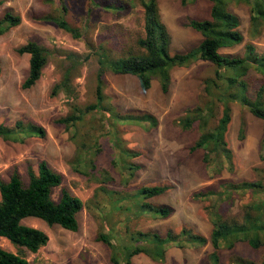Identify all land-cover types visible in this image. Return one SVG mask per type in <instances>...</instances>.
Returning a JSON list of instances; mask_svg holds the SVG:
<instances>
[{
	"label": "rangeland",
	"instance_id": "1",
	"mask_svg": "<svg viewBox=\"0 0 264 264\" xmlns=\"http://www.w3.org/2000/svg\"><path fill=\"white\" fill-rule=\"evenodd\" d=\"M111 1L118 2L3 0L0 6V17L11 11L21 18L17 26L0 34V123L12 126L20 120L45 129L43 137L29 136L21 142L0 138V180L8 181L17 171L27 183L28 168L36 171L38 162L45 160L62 174V183L53 189V199L59 200L63 188L83 203V208L77 213L78 229L75 231L58 224H47L35 217L22 220V223L36 227L48 236L47 243L37 252H25L29 264H112L109 246L96 238L99 232L116 241L126 238V245L132 243L131 232L135 230L157 231L165 235L170 230L176 233L187 227L207 236L212 227L209 219L212 200L195 199L192 196L195 192L221 190L225 181L261 179L264 182V172L258 175L255 171V168H264L259 149L264 122L239 102L231 105V120L226 132L234 154L233 172L224 170L211 176L202 160V149H192L199 134L196 126L183 130L176 122L186 108L200 102L202 79L213 73L212 63L205 60L173 68L166 93L155 78L151 86L143 90L134 75L105 73V105H112L119 112H149L158 119L155 127L121 121L114 124L108 113L100 110L84 115L69 131L57 121L71 111L72 104L83 107L95 101L98 60L89 44L93 49L104 46L112 57L140 50L137 40L144 35L143 8L128 2L126 10H113L106 6ZM63 4L64 11L61 8ZM229 7L240 18L243 41L221 48L220 52L242 56L247 43H253L258 53L264 52V24L260 33L253 36L249 7L244 3H231ZM159 8L171 35L172 51H186L198 44L201 35L188 26V20L208 18L209 0H188L186 3L159 0ZM48 14L63 17L78 29L80 37L75 38L56 23L43 19ZM28 40H34L47 49V63L37 82L23 89L21 83L28 72L29 54L18 53L17 48ZM86 54H90L87 59ZM70 55L76 59L71 78L75 99L61 91L52 93L53 86L62 79L71 64ZM244 78L249 97L253 98L260 86L264 89V74L256 69L250 68ZM241 120L245 122L242 139L238 137ZM117 141L121 147H116ZM127 149L136 150L139 155L130 158L126 154ZM79 152L84 160L94 159L92 174L73 169L72 162L78 158ZM129 165H139L132 177L129 176ZM164 184L169 188L161 195L148 198L147 202L170 206L172 211L167 217L140 212L134 200L123 199L140 186ZM232 198L233 201L223 209L224 218L241 220V207L248 202L249 193H234ZM0 245L17 251L5 238L0 237ZM211 250L209 243L198 246L170 244L164 260H154L142 252L133 256L132 262L207 264ZM220 257L221 264H234L232 261L237 258L260 264L264 258V244L254 249L239 241L231 250L221 249Z\"/></svg>",
	"mask_w": 264,
	"mask_h": 264
},
{
	"label": "trees",
	"instance_id": "2",
	"mask_svg": "<svg viewBox=\"0 0 264 264\" xmlns=\"http://www.w3.org/2000/svg\"><path fill=\"white\" fill-rule=\"evenodd\" d=\"M51 2V0H49ZM188 0H181L186 3ZM211 8L208 18L188 20V26L199 32L201 39L197 45L186 51H172L171 35L160 14L159 0H118L107 4L113 10H126L128 2L141 5L143 8L144 35L137 40L139 51L131 50L127 54L112 57L102 45L93 49L96 53L98 69L96 73L95 101L83 107L72 104L71 111L58 118L67 131L84 115L96 110L108 113V118L115 124L117 121L127 124H144L155 127L158 124L156 116L149 112L126 111L119 112L112 105H105L104 93L105 73L130 74L138 79L141 89L146 90L155 78L163 92H167L171 82V70L175 67H187L192 63L205 60L213 65V73L202 79V94L200 102L186 108L176 120L183 130L196 126L198 137L192 149H202V160L211 176L222 171L233 172V150L228 144L226 132L231 120V105L239 102L253 115L264 122V89L260 86L253 98L247 95L248 85L245 75L250 68L264 74V52L258 53L253 43L244 46L242 56L221 53L220 49L240 44L243 34L239 29L240 18L230 9L231 3H244L249 7L250 29L253 36L258 35L264 24V0H209ZM98 2H95V4ZM3 0H0V6ZM102 5V3L100 4ZM65 5L61 6L64 11ZM43 19L56 23L61 29L80 37L76 27H73L63 17L45 15ZM21 18L11 11H6L0 17V34L17 26ZM18 53L29 54L28 72L21 83L23 89L33 86L40 78L42 69L47 63V49L34 40H28L17 48ZM90 54H86L87 59ZM71 64L65 70L62 79L53 86L52 93L63 92L71 99L76 98L75 89L71 85L72 71L76 68V59L71 57ZM1 70V66H0ZM219 116V117H218ZM245 132V122L241 120L238 137L242 139ZM45 135L41 125L17 120L14 125L0 123V138L21 142L25 137ZM116 147H121L119 141ZM84 148V146H83ZM260 159L264 161V133L259 143ZM98 151V150H97ZM121 151V150H120ZM130 158L137 157L139 152L127 149ZM82 157V159H81ZM81 166V167H80ZM75 171L86 175L92 174L95 164L93 158L84 157L79 152L78 158L72 162ZM139 165H129V176ZM262 175L264 168H255ZM62 183V174L53 169L45 160L37 164V170L28 168V182H24L17 171H14L8 181L0 180V237L7 239L17 251L13 252L0 245V264H29L25 252H37L48 240L47 234L33 226L22 223L27 217H35L47 224H58L68 230L78 229L77 213L83 208L82 201L67 189H61L58 201L52 197L53 189ZM168 185H144L136 188L124 200H134L140 212H148L157 217H167L172 208L167 205H157L147 202L148 198L163 194ZM105 190V188H101ZM249 193V200L242 205V219L230 220L224 218L223 209L228 202L233 201L234 193ZM195 199L212 200L209 219L212 227L206 236L187 227L178 232L171 230L165 235L157 231L131 232V244H125L126 238L116 241L99 232L96 238L110 248L112 264H133V256L145 253L154 260H164L166 249L170 244L177 246L205 245L209 243L212 250L208 254L207 264H221L220 250H231L237 242H246L254 249L264 244V182L261 179L242 180L240 182L225 181L221 190L197 191ZM234 264H256L252 260L237 258ZM260 264H264V258Z\"/></svg>",
	"mask_w": 264,
	"mask_h": 264
}]
</instances>
